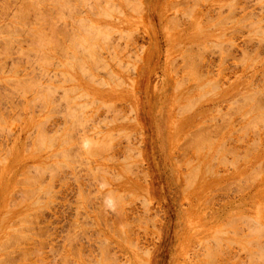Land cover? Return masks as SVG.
I'll list each match as a JSON object with an SVG mask.
<instances>
[{
    "label": "rangeland",
    "instance_id": "1",
    "mask_svg": "<svg viewBox=\"0 0 264 264\" xmlns=\"http://www.w3.org/2000/svg\"><path fill=\"white\" fill-rule=\"evenodd\" d=\"M49 1L0 0V264H264V0Z\"/></svg>",
    "mask_w": 264,
    "mask_h": 264
},
{
    "label": "bare ground",
    "instance_id": "2",
    "mask_svg": "<svg viewBox=\"0 0 264 264\" xmlns=\"http://www.w3.org/2000/svg\"><path fill=\"white\" fill-rule=\"evenodd\" d=\"M35 1H36V0H35ZM50 1H51V0H50ZM50 1H49V2H50ZM53 1H55V0H53ZM60 1H61V0H60ZM82 1L84 2V0H82ZM19 2H20V1H19ZM29 2H30V1H29ZM29 2H28V3H29ZM32 2H34V1H32ZM55 2H56V1H55ZM57 2H58V1H57ZM71 2H72V1H71ZM106 2H107V1H106ZM109 2H110V1H109ZM42 3H44V2H42ZM46 3H48V1H46ZM61 3H63V1H62ZM65 3H66V1H65ZM65 3H64V4H65ZM31 4H32V3H31ZM34 4H35V3H34ZM48 4H49V3H48ZM64 4H62V5H64ZM92 4H93V3H92ZM102 4H103V3H102ZM20 5H21V4H20ZM23 5H24V4H23ZM29 5H30V4H29ZM62 5H61V6H62ZM65 5H66V4H65ZM69 5H70V4H69ZM88 5H89V4H88ZM115 5H116V4H115ZM30 6H31V5H30ZM45 6H46V5H45ZM54 6L56 7L55 4H54ZM67 6H68V5H67ZM71 6H72V4H71ZM110 6H111V5H110ZM34 7H35V5H34ZM37 7H38V5H36V8H37ZM62 7H63V6H62ZM89 7H90V6H89ZM20 8H21V7H20ZM87 8H88V7H87ZM101 8H102V7H101ZM101 8H100V9H101ZM107 8H108V7H107ZM62 9H63V8H62ZM67 9H68V8H67ZM109 9H110V8H109ZM23 10H24V9H23ZM25 10H26V9H25ZM37 10L39 11V9H37ZM117 10H118V9H117ZM20 11H21V9H20ZM25 12H26V11H25ZM99 13H100V12H99ZM24 14H25V13H24ZM39 14H41V12H40ZM39 14H38V15H39ZM58 14H59V13H58ZM100 14H101V13H100ZM43 15H44V14H43ZM23 16H24V15H23ZM106 16H107V15H106ZM106 16H105V17H106ZM41 17H42V15H41ZM55 17H56V16H55ZM67 18H68V17H67ZM54 19H55V18H54ZM60 19H62V17H61ZM49 20H50V19H49ZM70 20H71V19H70ZM41 21H42V20H41ZM41 21H40V22H41ZM51 22H52V21H51ZM42 23H43V22H42ZM14 24H15V22H14ZM36 24H37V23H36ZM39 24H40V23H39ZM39 24H37V26H38ZM84 24H85V23H84ZM48 26H49V25H48ZM69 27H70V26H69ZM38 28H39V27H38ZM74 28H75V27H74ZM35 29H36V27H35ZM35 29H34V30H35ZM50 29H51V26H50ZM27 30H28V29H27ZM29 30H30V28H29ZM36 30H37V29H36ZM39 30H41V29H39ZM76 30H77V29H76ZM103 30H104V28H103ZM41 31H42V30H41ZM46 31H47V30H46ZM74 31H75V30H74ZM261 31H262V30H261ZM47 32H48V31H47ZM37 33H39V35H40L41 32H38V31H37ZM37 33H35V35H36ZM105 33H106V32H105ZM262 33H263V32H262ZM33 34H34V33H33ZM44 34H45V32H44ZM76 35H77V34H76ZM41 36H42V35H41ZM45 36L47 37V39H46L45 42H47V40L49 39V37H48L47 35H45ZM49 36H50V35H49ZM108 36H109V35H108ZM37 37H38V35H37ZM8 38H9V37H8ZM32 38H33V37H32ZM40 38H41V37H40ZM40 38H39V39H40ZM44 38H45V37H44ZM259 38H260V37H259ZM50 39H51V40H50L49 42L51 43L52 38L50 37ZM44 40H45V39H44ZM54 40H55V39H54ZM41 41H42V39H41ZM41 41H40V40L36 41V44H37V42H38V44H39ZM42 42H43V41H42ZM52 42H53V41H52ZM56 42H57V41H56ZM56 42H55V43H56ZM8 43H10V42H7V44H8ZM47 43H48V42H47ZM10 44H11V43H10ZM29 44H30V43H29ZM42 44H43V43H42ZM217 44H218V43H217ZM217 44H216V45H217ZM34 45H35V44H34ZM39 45H40V44H39ZM39 45H38V46H39ZM50 45H51V44H50ZM178 45H179V44H178ZM4 46H5V44H4ZM7 46H8V45H7ZM35 46H36V45H35ZM40 46H42V47L46 46V48H47V45H45V43H44V46H43V45H40ZM48 46H49V43H48ZM59 46H60V45H59ZM84 46H85V45H84ZM86 46H87V45H86ZM5 47H6V46H5ZM42 47H41V48H42ZM54 47H55V46H54ZM32 48H33V47H32ZM32 48H31V49H32ZM35 48H37V47H35ZM46 48H44V49H46ZM3 49H4V48H3ZM7 49H8V48H7ZM31 49H30V50H31ZM38 49H39V48H38ZM42 49H43V48H42ZM53 49H54V48H53ZM0 50H1V49H0ZM32 50H33V49H32ZM36 50H37V49H36ZM36 50H34V51H36ZM52 51H53V50H52ZM56 51H57V50H56ZM17 52H18V51H17ZM27 52H28V51H27ZM47 52H48V49H47ZM47 52H44V53H47ZM42 53H43V52H42ZM42 53H41V54H42ZM20 54H21V53H20ZM26 55H27V54H26ZM33 56H34V55H33ZM249 57H250V56H249ZM32 58H33V57H32ZM32 58H31V59H32ZM36 58H38V57H36ZM255 58H256V57H255ZM41 59H42V58H41ZM50 59H51V58H50ZM252 59H253V58H252ZM47 60H49V56H48V59H47ZM55 60H56V59H55ZM65 63H66V62H65ZM33 64H34V63H33ZM40 64H41V63H40ZM42 64H43V63H42ZM38 65H39V64H38ZM44 65H45V64H44ZM46 65H47V64H46ZM15 68H16V67H15ZM41 69L43 70V68H41ZM71 70H72V69H71ZM86 72H87V71H86ZM4 73H5V72H4ZM80 73H81V72H80ZM67 75H68V74H67ZM67 75H66V76H67ZM112 75H113V74H112ZM64 77H65V76H64ZM88 78H89V77H88ZM93 78H94V77H93ZM90 79H91V78H90ZM73 80H74V79H73ZM70 81H71V80H70ZM23 82H24V81H23ZM28 83H29V82H27V85H28ZM94 83H95V82H94ZM96 83H97V81H96ZM259 83H260V82H259ZM24 84H25V83H24ZM32 84H33V83H32ZM100 84H101V83H100ZM103 84H104V83H103ZM29 85H30V84H29ZM29 85L27 86L28 89H29V87H30ZM33 85H34V84H33ZM17 86H18V85H17ZM17 86H16V88H17ZM22 86H23V85H22ZM31 86H32V85H31ZM34 86H35V85H34ZM14 87H15V86H14ZM35 87H36V86H35ZM35 87H34V88H35ZM25 88H26V87H25ZM30 88H31V87H30ZM23 89H24V87H23ZM66 89H67V88H66ZM74 89H75V87H74ZM76 89H77V88H76ZM76 89H75V90H76ZM14 91H15V89H14ZM18 91H19V90H18ZM21 91H22V90H21ZM40 91H41V90H40ZM54 91H55V90H54ZM68 92H69V91H68ZM72 92H73V91H72ZM41 93H42V92H41ZM256 93L259 95L258 91H257ZM42 94H43V93H42ZM74 94H75V93H74ZM250 94H251V92H250ZM44 95H48V94H44ZM44 95H42L43 98H44ZM78 95H79V93H78ZM81 95H82V94H81ZM83 95H84V97H86L85 94H83ZM244 95H245V94H244ZM244 95H243V96H244ZM246 95H247V94H246ZM246 95H245V96H246ZM253 95H256V94H253V93H252V99H254V98L257 96V95H256V96L254 97ZM50 96H51V95H50ZM50 96H49V97H50ZM66 96H67V95H66ZM74 96H75V95H74ZM74 96H73V97H74ZM39 97H41V95H40ZM80 97H81V96H80ZM88 97H89V96H88ZM248 97L251 98L250 95H248ZM253 97H254V98H253ZM258 97H259V96H258ZM43 98H42V99H43ZM47 98H48V96H47ZM69 98L72 99L71 97H69ZM86 98H87V97H86ZM51 99H52V98H51ZM77 99H78V98H77ZM235 99H237V98H235ZM243 99H244V98H243ZM246 99H247V98H246ZM43 100H44V99H43ZM43 100H42V101H43ZM244 100H245V99H244ZM236 101H237V100H236ZM250 101H251V99H250ZM255 101H256V100H255ZM255 101H254V102H255ZM229 102H230V101H229ZM244 102L246 103V101H244ZM248 102H249V101H248ZM248 102H247V103H248ZM254 102H253V104H251V105L249 106V108L252 107V109H251L250 112H252L253 109H254L253 111H255V108H256V107L253 108L254 105H255ZM43 103H45V102H43ZM84 103H85V102H84ZM84 103H83V104H84ZM89 103H90V102H89ZM230 103H231V102H230ZM83 104H82V105H83ZM90 104H91V103H90ZM105 104H106V103H105ZM75 105H76V104H75ZM82 105H81V106H82ZM84 105H86V103H85ZM81 106H80V107H81ZM86 106H87V105H86ZM263 106H264V104H263ZM83 107H84V106H83ZM186 107H187V106H186ZM189 107L192 108L191 105H190ZM189 107H188V109H190ZM257 107H260V106L257 105ZM261 107H262V105H261ZM29 108H30V107H29ZM67 108H68V107H67ZM69 108H70V107H69ZM247 109H248V108H247ZM256 109H258V108H256ZM259 109H260V108H259ZM259 109H258V110H259ZM261 109H262V108H261ZM67 110H68V109H67ZM70 110H72V108H70ZM258 110H257V111H258ZM183 111H184V109H183L182 111H180V112H183ZM186 111H188V110H186ZM245 111H247V110H245ZM69 112H70V111H69ZM235 112H236V110H235ZM247 112H248V111H247ZM70 113H71V112H70ZM74 113H75V112H74ZM76 113H77V112H76ZM81 113H82V112H81ZM232 113H233V112H232ZM262 113H264V112H262ZM178 114H180V113H178ZM225 114H226V113H225ZM228 114H229V113H228ZM248 114H249V113H248ZM257 114H259V113H257ZM69 115H70V114H69ZM79 115H80V114H79ZM86 115H87V113H86ZM92 115H93V114H92ZM242 115L244 116L245 113L242 114ZM246 115H247V114H246ZM255 115H256V114H254L253 116H255ZM262 115H264V114H262ZM71 116H72V115H71ZM231 116H232V114H231ZM240 116H241V115H240ZM253 116H252V117H253ZM256 116L259 117V118L261 117V115H260V116L256 115ZM82 117H83V116H82ZM257 117H256V118H257ZM262 117H263V116H262ZM88 118H89V117H88ZM242 118H244V117H242ZM259 118H258V119H259ZM73 119H74V117H73ZM83 119H84V118H83ZM238 119H239V118H238ZM253 119L255 120V117H254ZM250 120H252V119H249L248 121H249V122H252V121H250ZM194 121H195V120H194ZM248 121H247L246 123H248ZM258 121H260V120H258ZM75 122H76V121H75ZM79 122H80V121H79ZM218 122H219V121H218ZM40 123H41V121H40ZM246 123H245V124H246ZM261 123H262V121H261ZM248 124H249V123H248ZM251 124H252V123H251ZM35 126H36V125H35ZM249 126H250V124H249ZM244 127L246 128L247 125L245 126V125L243 124V128H244ZM251 127H252V125H251ZM253 127H256V126H253ZM36 128H37V127H36ZM223 128H224V127H223ZM235 129H236V128H235ZM240 129H241V128H240ZM255 129H257V128H255ZM33 130H34V129H33ZM252 130H253V128H252ZM255 131H257V130H255ZM38 132H39V131H38ZM239 132H240V131H239ZM253 132H254V130H253ZM257 132H258V131H257ZM188 133H189V132H188ZM209 133H210V132H209ZM195 134H196V133H195ZM202 134H203V133H202ZM37 135H38V133H37ZM39 135H41V134H39ZM197 135H198V134H197ZM203 135H204V134H203ZM243 135H244V134H243ZM254 135H256V134H254ZM195 136H196V135H195ZM198 136H199V135H198ZM204 136H205V135H204ZM206 136H207V135H206ZM49 138H51V137H49ZM195 138H196V137H195ZM200 138H202V137H200ZM211 138H212V137H211ZM256 138H257V137H256ZM39 139H40V137H39ZM41 139H42V138H41ZM196 139H197V138H196ZM207 139H209V138H207ZM213 139H214V138H213ZM240 139H241V138H240ZM253 139H254V138H253ZM42 140H43V139H42ZM39 141H40V140H39ZM43 141H44V140H43ZM60 141H61V140H60ZM252 141H254V140H252ZM252 141H251V142H252ZM41 142H42V141H41ZM46 142H47V141H46ZM87 142H88V140H87ZM95 142H96V141H95ZM199 142H200L199 144H201V141H200V140H199ZM43 143H44V142H43ZM47 143H48V142H47ZM47 143H46V144H47ZM89 143H90V142H89ZM41 144H42V143H41ZM41 144H40V145H41ZM48 144H49V143H48ZM48 144H47L46 146H48ZM87 144H88V143H87ZM95 144H96V143H95ZM98 144H100L99 140H98ZM192 144H193V143H192ZM196 144H197V143H196ZM222 144H223V143H222ZM222 144H221L220 146H223ZM38 145H39V144H38ZM38 145L36 144V146H38ZM49 145H50V144H49ZM202 145H203V144H202ZM206 145H207V143H206ZM250 145H251V144H250ZM257 145H258V144H257ZM95 146H97V145H94V147H95ZM189 146H190V145H189ZM254 146H255V144H254V142H253V148H255ZM39 147H40V146H39ZM39 147H37V148L39 149ZM42 147H43V146H42ZM42 147H41V148H42ZM86 147H87V146H86ZM98 147H99V146H98ZM104 147H105V146H104ZM195 147H196V146H195ZM197 147H199V146H197ZM200 147H201V146H200ZM200 147H199V150H201ZM204 147H205V146H204ZM34 148H35V147H34ZM92 148H93V147H92ZM206 148H207V147H206ZM221 148L223 149V148H225V147H221ZM90 149H91V148H90ZM93 149H94V148H93ZM195 149H196V148H195ZM217 149H218V148H217ZM35 150H36V149H35ZM39 150H40V149H39ZM202 150H203V147H202ZM202 150H201V151H202ZM219 150H220V148H219ZM92 151H93V150H92ZM92 151H91V152H92ZM196 151H197V150H196ZM228 151H229V150H228ZM228 151H227V152H228ZM89 152H90V151H89ZM206 152H207V151H206ZM215 152H217V150H216ZM215 152H214V154H215ZM92 153H94V152H92ZM92 153H90V154H92ZM95 153H96V152H95ZM195 153H196V152H195ZM246 153H247V152H246ZM97 154H98V153H97ZM196 154H197V153H196ZM217 154H218V152H217ZM217 154H216V155H217ZM244 154H245V153H244ZM244 154H243V155H244ZM216 155H215V156H216ZM223 155H224V154H223ZM223 155H222V157H223ZM231 155H232V154H231ZM243 155H242V156H243ZM248 155H249V154H248ZM196 156H197V155H196ZM196 156H195V157H196ZM204 156H205V155H204ZM245 156H246V155H245ZM47 157H48V156H47ZM243 157H244V156H243ZM239 158H240V156H239ZM236 159H237V158H236ZM213 160H214V159H213ZM234 160H235V159H234ZM214 161H215V160H214ZM236 161H237V160H236ZM236 161H235V162H236ZM233 162H234V161H233ZM91 163H92V162H91ZM188 164H189V163H188ZM230 164H231V163H229V165H230ZM51 166H52V165H51ZM196 166H197V165H196ZM259 166H260V165H259ZM96 167H97V166H96ZM210 167H213V166H210ZM206 168H207V167H206ZM99 169H100V168H99ZM101 169H102V168H101ZM125 169H126V168H125ZM128 169H129V168H128ZM197 169H198V168H197ZM252 169H253V168H252ZM252 169H251V171L254 170V169H253V170H252ZM42 170H43V169H42ZM255 170H256V169H255ZM210 171H211V170H210ZM193 172H194V171H193ZM193 172H192V176L196 174V172H195V174H193ZM249 173H250V171H249ZM258 173H259V172H258ZM252 174H253V173H252ZM255 174H256V173H255ZM192 176H191V177H192ZM255 176H256L255 178H257V175H255ZM258 176H259V175H258ZM119 177H120V176H119ZM185 177H186V176H185ZM194 177H195V176H194ZM194 177H193V178H194ZM244 177H245V176H244ZM187 178H188V177H187ZM193 178H192V179H193ZM190 179H191V178H190ZM249 179H250V178H249ZM251 180H252V179H251ZM190 181H191V180H190ZM190 181L188 182L189 184H191ZM192 181H193V180H192ZM28 182H29V181H28ZM245 182H246V181H245ZM16 183H17V182H16ZM244 184H245V183H244ZM29 185H30V184H29ZM187 185H188V184H187ZM237 185H238V184H237ZM187 187H190V186H187ZM238 188H239V187H238ZM24 194H25V193H24ZM32 196H33V195H32ZM30 199H31V198H30ZM39 203H40V202H39ZM32 204H33V203H32ZM5 213H6V212H5ZM12 213H13V212H12ZM242 217H243V216H242ZM232 219H233V217H232ZM232 219H231V220H232ZM250 219H251V221H252V218L249 217V220H250ZM233 222H234V221H233ZM257 223H258V222H257ZM253 224H254V223H253ZM255 224H256V222H255ZM20 225H21V224H20ZM257 225H258V224H257ZM254 226L256 227V225H254ZM258 226H261V225H258ZM255 227H254L253 229H255ZM261 227H262V226H261ZM250 228H251V227H250ZM257 228H258V227H257ZM251 229H252V228H251ZM262 229L264 230L263 227H262ZM120 230H121V229H120ZM235 230H236V229H235ZM253 231L255 232V230H253ZM256 231H259V232H260V235H261L262 231L260 230V228H259V230L256 229ZM222 232H223V231H222ZM222 232H221V233H222ZM247 232H248V231H247ZM250 232H251V230H250ZM254 232H253V234H254ZM259 232H258V235H259ZM120 233H121V232H120ZM256 233H257V232H256ZM13 234H14V233H13ZM16 234H17V233H16ZM248 234H249V233H248ZM19 235H23V234H19ZM19 235H18V236H19ZM215 235H216V234H215ZM255 235H256V234H255ZM245 236H247V235L245 234ZM249 236H250V234H249ZM13 238H14V235H13ZM13 238H12V239H13ZM7 239H8V238H7ZM9 239H10V238H9ZM123 239H124V238H123ZM217 239H218V238H217ZM219 239H220V238H219ZM219 239H218V240H219ZM218 240H217V241H218ZM241 240H242V239H241ZM245 240H246V239H245ZM8 241H9V240H8ZM10 241H12V240H10ZM230 241H231V240H230ZM243 241H244V240H243ZM248 241H249V240H248ZM250 241H252V240H250ZM223 242H224V241H223ZM232 242H233V241H232ZM246 242H247V241H246ZM256 242H257V238H256ZM1 243H2V242H1ZM128 243H129V242H128ZM9 244H11V243H9ZM16 244H17V243H16ZM1 245H2V244H1ZM3 245H4V244H3ZM250 245H251V244H250ZM258 245H259V243H258ZM255 246L257 247V244H256ZM0 247H1V246H0ZM4 247H5V246H4ZM206 247H208V246H206ZM262 247H263V246H262ZM11 248H12V247H11ZM259 248H261L260 245H259ZM263 248H264V247H263ZM263 248H261L262 251H263ZM19 249H20V248H19ZM261 249H260V250H261ZM2 250H4V248H3ZM7 251H8V250H7ZM254 251H255V250H254ZM262 251H260V252H262ZM205 252H206V250H205ZM256 252H257V251H256ZM251 253H252V252H251ZM254 253H255V252H254ZM257 253H258V252H257ZM262 253H263V252H262ZM262 253H261V255L259 254L261 257H262ZM256 255H257V254H256ZM249 256H250V255H249ZM252 256H253V255H252ZM254 256H255V254H254ZM250 257H251V256H250ZM247 258H248V257H247ZM251 258H252V257H251ZM262 258H263V257H262ZM253 259H254V258H253ZM258 259H260V257H259ZM263 259H264V258H263ZM263 259H262V261H263ZM5 264H6V263H5ZM250 264H251V263H250Z\"/></svg>",
    "mask_w": 264,
    "mask_h": 264
}]
</instances>
